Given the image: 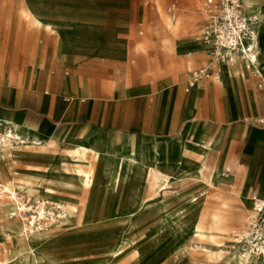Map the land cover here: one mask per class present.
<instances>
[{"label": "crops", "instance_id": "1", "mask_svg": "<svg viewBox=\"0 0 264 264\" xmlns=\"http://www.w3.org/2000/svg\"><path fill=\"white\" fill-rule=\"evenodd\" d=\"M240 2L245 14L261 17L256 70L238 63L190 86L192 72L208 62L205 45L206 62L188 71V82L174 84L175 76L113 81L130 70L118 49L119 39L91 28L127 25L121 16L136 7L137 0H25L32 24L50 32L40 38V58L24 79L18 84L0 82V120L41 141L47 153L33 152L28 159L45 154L49 163L61 162L79 141L120 155L153 143L158 153L153 164L165 170L176 149L186 147L192 160L206 168L205 175L214 178L212 191L251 208V218L253 197L264 199V0ZM177 45L188 55L199 48L186 39ZM57 173L52 178L43 175L55 180ZM28 175L43 176L25 178Z\"/></svg>", "mask_w": 264, "mask_h": 264}, {"label": "rangeland", "instance_id": "2", "mask_svg": "<svg viewBox=\"0 0 264 264\" xmlns=\"http://www.w3.org/2000/svg\"><path fill=\"white\" fill-rule=\"evenodd\" d=\"M206 1L137 0L136 7H129V13L121 16V20L128 21L127 25L101 28L93 26L92 31L111 33L119 39L118 49L124 55L123 61L129 64L130 70L115 75L113 81L151 82L175 76L174 84L188 82V71L195 70L206 62L207 47L201 42ZM172 5L174 7L169 11ZM0 18V82L18 84L24 79L25 71L33 67L40 58V38L50 31L32 24L25 0H1ZM139 32H143V35ZM185 39L197 43L199 48L189 55L181 51L177 45L178 40ZM143 74L146 75L145 78ZM93 75L96 76L97 73ZM43 149L42 146L25 148L23 151L29 153L19 152L17 156L21 161L14 168L4 167L0 176L4 181L14 180L17 184L27 181L31 188L38 187L41 182V194L44 197L37 194L28 197L27 193L17 192V199L20 204L30 208L27 213L21 212L27 225L35 223L41 209L45 212L38 221L42 227L54 228L58 221L63 223L43 244L50 250L49 256L52 257L48 264L103 261L110 258V251L118 242L125 241L131 242V246L123 249L122 254L116 257L115 264H134L137 260L134 248L140 256L136 264H225L226 254H218L217 250L232 249V243L236 244V235L251 216V208L235 202L227 193L223 192L218 196L212 190L198 188L194 181L180 182L185 171L177 164L184 159L190 165L196 163L191 156L180 155L179 150L182 148L176 149L171 167L159 169L162 177H169L170 180L165 188H159L158 195L154 197L160 199L162 209L147 206L146 202L152 201L147 199L151 194L147 188L148 182L146 188L137 190L135 179L130 181L131 190L129 187L122 192L119 189L114 195L108 194L99 183L89 189L66 190L57 181H52L53 190L47 193L49 184L43 173H49L48 177L52 178L54 173L64 172L65 169L69 172L80 168L88 169V164L95 160L90 154L86 155L84 162L67 155L61 162L49 163L44 153L28 159L35 156L33 152ZM183 149L187 150L186 147ZM66 152L69 153L70 148ZM34 173L44 177L28 175L25 178V175ZM189 192L195 196L192 201L187 200L185 195ZM73 200L79 202V218L69 225L67 217L60 219L61 209L58 204L65 206L66 202ZM87 204L91 205V213L94 215L91 214L90 218L94 223L85 225L82 220L87 212ZM179 210H183L184 214L178 216L177 220L184 225L197 214L202 217L200 226L205 233L203 238H183V235L176 232L173 216ZM2 213L3 209L0 208V217ZM128 213H133V226H129V220L125 218ZM0 222V262H6L20 248V243L11 235L10 230L3 229L4 220L0 218Z\"/></svg>", "mask_w": 264, "mask_h": 264}, {"label": "bare ground", "instance_id": "3", "mask_svg": "<svg viewBox=\"0 0 264 264\" xmlns=\"http://www.w3.org/2000/svg\"><path fill=\"white\" fill-rule=\"evenodd\" d=\"M245 1L247 0H244V2ZM88 153L92 154V157L96 161L95 163L97 164L95 167H92L91 165L87 170L76 169L72 172H69L65 169L64 172H60L55 175V180L46 178L48 179L47 182L49 184L46 188V192L51 193L53 190L52 181H57L66 190H76V188L89 189L90 187H94L95 183H99L101 186H103L108 194L114 195L118 192L119 189L121 190V192L124 190V188L127 189L129 187L128 189H130V181L135 179L136 184L138 185L136 188L137 190L146 188V183L148 182L147 188L151 191V194L147 199L150 198V200L152 201L146 202L147 206L159 207L160 209H162L163 206L159 204L160 199L154 197L158 195V192L160 191L159 188H165L167 182H169L170 180L169 177L163 178L162 172L153 164L154 159L158 154L157 147L153 143H150L148 145L141 144L137 146L136 151H134L133 153L120 155L114 154L102 147L95 146L91 142L79 141L74 144V147L72 149H70V155L68 156L73 159L76 158L78 160H86L85 156ZM179 153L180 155L184 154L185 156H191L190 152L183 148L179 150ZM177 166H181L184 168L185 173L180 177L182 181L192 180L197 184V186H199L198 188H203L204 190H212V188L214 187V178L211 175L206 176V168L200 166L197 162L193 165H190L184 159V161L180 164H177ZM216 173H218V170ZM40 184L41 182L38 183V187L31 188L29 187L27 181L17 184L14 182V180L4 181V179L0 176V208L3 209V213L0 218L5 222V226L3 229L10 230L11 235L13 234L17 239V242L20 243V248L13 254L11 259L6 260V262H0V264H48L50 259L52 258L49 256L50 250L46 247V245L43 246V244L54 233L55 229L60 228L63 225L62 221H58L54 228H47L46 226L42 227L38 223V221L42 219L41 216L44 215L45 212L43 209H41L38 213V216L35 218V223H30V225H27L25 223V218L23 217L21 212L27 213L29 212L30 208L22 203L20 204L17 199V192L27 193L28 197H30V195L32 194H37L40 197H44L41 194L42 190L40 188ZM185 195L188 198L187 200L190 201H192L195 197L192 192H189ZM87 205V212L82 220V224L85 225L87 223H94L90 218L92 214L91 205ZM58 206L61 209L60 219H64L67 217L69 219V225L79 218V202L73 200L66 202L65 206L61 203H59ZM132 214L133 213H128L125 217L127 220H129V226H133ZM183 214L184 211L179 210L176 211V214L173 216V227H175L176 232L183 235V238L188 236L203 238L205 233L200 226L202 223V217H199V214H197V216L194 217L192 221L184 225L179 223V221L177 220V217ZM50 215L52 216L53 214ZM52 219L53 218H51L50 221H52ZM171 222L172 220L170 221V223ZM210 237L212 238V235H210ZM228 243L230 242L228 241ZM130 244L131 242L129 243L127 241L118 242V245L111 249L110 258L103 261L94 260L88 264H115L114 262L116 257L122 254L123 249L126 246L130 248ZM232 244L234 246L229 251H226L224 249L217 250L218 254H226V257L224 259L225 264H259L255 260L244 261L239 251L237 250L235 243L233 242ZM133 252L134 257H137L136 262L139 261L140 256L137 249L134 248ZM136 262L134 264H136Z\"/></svg>", "mask_w": 264, "mask_h": 264}, {"label": "built area", "instance_id": "4", "mask_svg": "<svg viewBox=\"0 0 264 264\" xmlns=\"http://www.w3.org/2000/svg\"><path fill=\"white\" fill-rule=\"evenodd\" d=\"M205 16L201 42L208 47L209 59L205 66L192 72L189 85L212 80L222 67L238 63L247 70H256L260 55V15L245 14L240 0H216L206 5ZM41 145V141L20 134L12 124L0 120V174L3 166L17 165L19 152ZM252 212V217L236 235L235 245L244 261L264 264V199L253 197Z\"/></svg>", "mask_w": 264, "mask_h": 264}]
</instances>
